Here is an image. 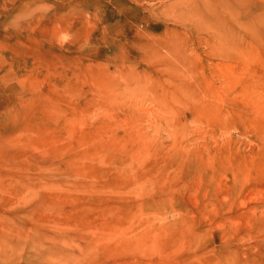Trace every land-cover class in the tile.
<instances>
[{"label":"rangeland","instance_id":"1","mask_svg":"<svg viewBox=\"0 0 264 264\" xmlns=\"http://www.w3.org/2000/svg\"><path fill=\"white\" fill-rule=\"evenodd\" d=\"M0 264H264V0H0Z\"/></svg>","mask_w":264,"mask_h":264}]
</instances>
